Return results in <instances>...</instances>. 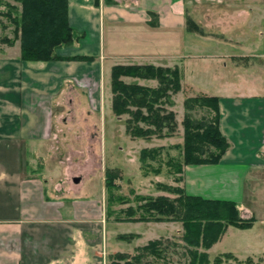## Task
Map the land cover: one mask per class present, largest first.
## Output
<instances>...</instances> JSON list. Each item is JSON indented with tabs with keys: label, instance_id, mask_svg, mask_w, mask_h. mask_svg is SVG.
<instances>
[{
	"label": "crops",
	"instance_id": "obj_1",
	"mask_svg": "<svg viewBox=\"0 0 264 264\" xmlns=\"http://www.w3.org/2000/svg\"><path fill=\"white\" fill-rule=\"evenodd\" d=\"M248 3L254 4L253 0H69L70 23L75 29L76 40L72 45L58 49L60 59L24 62L21 60L20 40L14 45L0 44V264H99L98 249L94 247L95 243H89L84 219L91 217L94 223L105 220V213L101 211L103 205L100 210L98 205L83 207L77 202L65 205L60 202L59 196L64 194L68 200H73L70 194L76 193L75 187L83 183V180L78 182L81 177L71 179L70 172L67 187L57 185V192L52 188L48 191L46 177L55 178L57 173L52 167L56 163L45 165L42 160L44 150L52 141L61 140L60 132L67 127L64 125L68 113L63 107L65 101H76L82 108L85 90L101 99L105 88L101 93L100 85L107 84L106 69L111 70L112 77V69L118 64L180 68L179 59L193 56L191 49L196 47L194 42L188 43L189 35L195 36L191 41L203 44L217 38L218 46L228 50L222 56L232 58L233 66L241 58L250 56L261 59L264 66V31H259L263 42L259 38L258 42L250 40L247 25L253 18L254 8L245 7ZM188 17L200 24L202 32L188 28ZM239 22L245 24L239 25ZM215 26L224 31L217 35L207 30ZM234 30L238 40L230 37ZM231 46L242 52L234 54L233 48H228ZM201 48L205 49L204 46ZM81 56L90 59H73ZM230 68L232 65L224 62L220 77L223 92L220 95L210 93L196 83L186 82L182 77L186 70L183 68L182 72L180 68L182 91L174 96V107L185 101L186 87L193 88L196 94L218 96L220 128L230 143L218 164L184 167L181 187L191 195H203L199 192L193 194L190 190V186L198 184L195 178L200 171L214 173L221 167L248 164L250 174L263 166L260 161L264 154V77L251 80L249 88H241L240 83L246 80L244 76L248 74V68L240 70L234 79L239 86L235 83V90L230 94L232 81L225 75ZM131 79L142 85L158 86L156 80ZM78 109L76 107L75 112ZM69 112L74 116L75 112ZM87 112L90 118L91 111ZM91 122L88 132L91 134L93 129L99 132L93 119ZM69 124L73 126L75 123ZM93 136L96 142L98 135ZM73 138L79 144H68L70 147H84L80 135L74 134ZM175 139L172 136L166 141L160 140L162 143L157 147L165 146L171 156H176L171 152L183 142H175ZM206 184L203 181L202 188H206ZM84 208L88 210L85 213ZM123 223L145 224V228L138 232H116L119 244L111 246L112 252L130 257L142 255V260L147 258V253H141L139 247L183 231L180 222L175 221ZM120 235L132 236L122 239ZM123 241H127L126 248H123Z\"/></svg>",
	"mask_w": 264,
	"mask_h": 264
},
{
	"label": "rangeland",
	"instance_id": "obj_2",
	"mask_svg": "<svg viewBox=\"0 0 264 264\" xmlns=\"http://www.w3.org/2000/svg\"><path fill=\"white\" fill-rule=\"evenodd\" d=\"M3 1L13 4L16 3L14 0ZM211 1L213 2L215 0ZM253 2L254 4L248 3L245 5V7L254 8L253 18L247 25V27H250L247 32L252 42H256L257 38L263 42V38L259 35V31H264V0H253ZM236 5L239 6L238 4ZM198 6L199 5L196 7ZM2 9L5 8L2 7ZM216 18L218 17L216 16ZM244 24L245 23L239 22V25ZM191 30L194 31L193 28ZM207 30L215 32L217 35L224 31L222 27L217 26L213 28L208 27ZM194 32L198 31L195 30ZM232 32L230 37L238 40L235 30ZM4 36H8L10 39H15L14 26L8 18L0 16V44H7L1 41V38ZM191 37L195 36L189 35L188 43L194 42L196 45L194 49H191L193 53L190 54H193V56L183 59L181 58L178 61L182 72L183 68L186 70L185 73L182 74V77L186 82L196 83L215 95L222 94L223 91H221V87L223 85L220 77L224 72V62H228L229 65H232V68L227 69L228 71L225 73V75L229 77V80L232 81V83H230V89L235 86V83L238 85L239 82L237 83L234 79H236L235 74L240 70H247L248 68V74L244 76L246 80L240 83L241 88H249L252 86L251 80L264 77V66L261 63V59L252 56L249 58H241L239 62L233 66L231 62L232 58H224L222 56L225 51L228 50H224L218 46L217 38L213 37L209 39L208 43L203 44L199 41H191ZM198 37L203 36L199 35ZM17 40L15 39L14 44ZM203 46L205 49L201 48ZM188 48H191L190 45ZM228 48L233 47L231 46ZM231 51H233L234 54L242 52L235 48ZM248 54L252 55L255 53ZM249 65H251V68ZM106 70L107 84L105 82V84L103 83L100 85L101 93L105 88L101 99H97L95 96L91 95V93L88 94L89 90H85L82 97V102L84 104L82 108L79 104L77 105L76 101H73L72 103H69V100L65 101L63 107L68 113H66L64 118V125L67 124V127H63L64 131L60 132L61 140L57 142L52 141L47 150H44L42 160L43 162L45 161V165L57 164L52 167L57 173L54 176L55 178L46 177L49 192L51 191V188L57 192V185H62L64 187L68 186V172H70L71 179L74 177H81L79 178V183L83 180L82 185L80 184L75 187L76 193H68L72 196L73 200H68L65 197V194L59 196L61 200L60 202L64 203V205L69 204L70 202H77L79 205H83V207L85 205H98L100 210L101 205H103L104 208L102 207L101 211H104L103 213H105L103 216L105 220L100 221L99 223H94L91 221L93 220L91 217L87 216L88 220L86 221L84 219L86 235L89 243L92 245L95 243L94 247H97L98 249L100 258L99 264H112L114 255L118 254V252H112L113 250L111 249V246L114 243L119 244L117 243L118 239L116 232H138L145 228V224L123 223L129 221L126 220V209L130 206L136 208L139 204L137 197L142 195L156 197L160 194L175 197L176 195L174 194H169V192L160 190L158 188V183L164 182L172 186H181L182 181L176 182L175 178L179 176L183 180L182 174L178 175L173 173L177 163H172L174 167L167 163L171 158L177 159L176 157L180 156L181 150L179 148L174 149L171 152L176 154V156H171L166 148L161 161L157 160L153 162V167L161 168L162 173L160 175L153 173L151 168L149 170L142 168L140 149L152 145H155L153 147H157L158 144L162 143L160 140L166 141V138L168 137L157 138L154 136L150 138L153 139L151 142L150 139L132 138L127 133L126 119L128 116L123 115L118 117L113 111L111 70L109 72L108 68ZM126 81L134 82L130 77H128V80ZM185 89L187 93L186 98L203 95L196 94V91L194 92V89L191 87H186ZM234 90L235 89L233 88L228 92L232 94ZM181 97L182 96H180V98ZM183 103L184 102L181 101L179 107H169L170 110H174V108L176 109V111H174L177 115L178 130L174 137L176 138L175 142L178 143L184 141L183 120L187 110ZM76 107L79 108L78 112H75ZM87 110L91 111L90 118ZM69 111H73V113L75 112L74 116H72V112L70 113ZM190 114L196 120L212 119L215 116V113L211 108L199 105H196ZM91 119L94 120L102 133L100 131H94V129L91 134L88 132V126L92 123ZM69 123L75 124L70 126ZM55 131L58 133L57 125L55 126ZM98 133L101 134L99 135ZM74 134L80 135L79 139L84 147L74 148L73 146L70 147L68 145H73L75 143L79 144V142L73 138ZM93 135H98L96 137V139L98 138L96 142L94 141L95 136ZM91 136L92 138L89 139ZM63 137L70 139V141H64ZM53 144L54 147L52 148ZM49 150L51 153H48ZM27 155L30 158V153ZM262 157L260 164H263V166L258 172H255L257 170H254L249 174L248 164H237L231 167L232 169L230 167H221L220 170L214 173L200 171L195 178L198 184L190 186V190H192L193 194L199 192L203 194L201 196L205 198L214 197L216 199L233 200L240 206L243 214L242 216L248 218L254 215L256 218L254 226L249 229H240L235 226H229L223 237L208 251L210 264L214 263L217 256L224 253H233L238 258L243 259L240 260L242 264H244V261L248 257H252L255 264H264V154ZM60 158L63 162H60ZM174 161L175 160H173V162ZM110 169L117 171L119 176L116 180V185L113 187L106 184L107 173ZM146 172L150 173L146 174ZM203 181L207 183L206 188H202ZM85 211L88 210L84 208L83 213H85ZM138 214L142 215L143 212H138ZM180 225L181 226L179 227L182 228L183 226L181 222ZM93 227L95 229H93ZM161 228L164 229V226ZM182 234L183 231L179 234L177 232L170 238H161L160 240L163 243L162 247L164 249L162 256H155V258L154 255L147 253V258L145 260L141 259L140 264H152L153 261H155L156 264H186L189 256L186 244L182 239ZM97 243L100 245H97ZM122 244L124 245L123 248H126L127 241H123ZM142 248L143 247L138 248L141 253L143 252ZM130 258L132 259L134 257ZM231 262L235 264L238 263V261L236 262L235 260H231Z\"/></svg>",
	"mask_w": 264,
	"mask_h": 264
},
{
	"label": "trees",
	"instance_id": "obj_3",
	"mask_svg": "<svg viewBox=\"0 0 264 264\" xmlns=\"http://www.w3.org/2000/svg\"><path fill=\"white\" fill-rule=\"evenodd\" d=\"M16 3L0 0V16L9 19L14 26L15 39L21 42V60L24 62H49L58 60V49L72 45L76 40L75 29L70 23L69 0H14ZM4 7L5 9H2ZM188 28L202 32V27L192 17L187 18ZM15 39L1 38L3 43L13 45ZM73 59L89 60L87 57ZM156 80L157 87L142 85L138 81L128 82L125 78ZM182 77L178 67L154 64L115 65L112 69L111 89L112 108L116 116L127 115L126 131L132 138L172 137L178 130L177 115L169 107L175 105L174 95L182 90ZM220 98L200 95L188 97L184 101L185 117L184 141L178 146L181 150L177 159L167 163H177L175 174H182L189 165L218 164L230 143L220 128ZM196 105L211 108L215 116L212 119H194L190 112ZM166 148L164 146L143 148L140 153L142 168L162 173L161 168L153 167L154 161H161ZM168 150V149H167ZM173 160H175L173 162ZM150 172H146L149 174ZM117 171L108 170V186H115ZM182 181L181 177L175 178ZM158 188L169 194L152 197L138 196L137 207L126 209L129 221H176L183 226L182 239L186 244L189 259L186 264H210L208 250L225 234L229 226L240 229L252 228L256 222L254 215L245 218L240 206L233 200L205 198L188 194L181 186H172L164 182ZM143 212L139 215L138 212ZM132 235H120L129 238ZM161 240H151L142 248L144 253L162 256L164 249ZM112 264H140L141 256L130 258L127 254L114 255ZM242 262L233 253H224L215 258L213 264H235ZM252 257L244 264H255Z\"/></svg>",
	"mask_w": 264,
	"mask_h": 264
}]
</instances>
